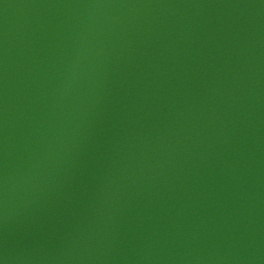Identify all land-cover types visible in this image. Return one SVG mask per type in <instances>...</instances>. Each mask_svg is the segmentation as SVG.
<instances>
[{"label": "water", "instance_id": "95a60500", "mask_svg": "<svg viewBox=\"0 0 264 264\" xmlns=\"http://www.w3.org/2000/svg\"><path fill=\"white\" fill-rule=\"evenodd\" d=\"M0 264H264V0H0Z\"/></svg>", "mask_w": 264, "mask_h": 264}]
</instances>
